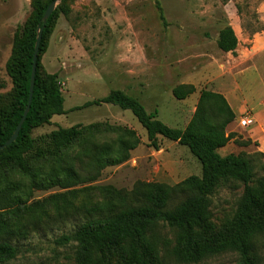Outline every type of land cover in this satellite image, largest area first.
Segmentation results:
<instances>
[{
	"label": "rangeland",
	"instance_id": "374dc122",
	"mask_svg": "<svg viewBox=\"0 0 264 264\" xmlns=\"http://www.w3.org/2000/svg\"><path fill=\"white\" fill-rule=\"evenodd\" d=\"M260 1H57L44 39L40 72L57 76L67 113L53 116L49 125L33 129L31 136L40 138L71 126L81 132L57 160L46 155L31 164L28 174L0 159V215L5 226L21 230L13 241L19 252L9 264H80L74 244L62 245L57 239L72 233L99 209L118 203L121 195L132 192L137 184L174 186L188 176L201 174L199 161L187 147L160 136L149 141L130 110L104 103L71 109L120 90L138 99L147 112L155 111L166 125L185 128L195 110L197 93L204 88L216 90L223 80L208 81L205 74V80L182 100L174 97L173 89L189 85L191 75L217 56L219 31L229 23H241L249 34L264 29L257 13ZM32 8V0H0V108L12 102L14 85L8 64L15 41L23 39L32 22ZM217 69L210 66L206 71L215 75ZM237 80L239 94L247 101L244 109L252 119L242 127V114L236 115L226 128L230 140L218 153L245 154L253 168L250 186L264 191L263 96L260 91L254 95L248 92L245 77ZM103 146L108 148L104 156L98 153ZM85 151L90 152L88 156H84ZM104 159L125 160L97 167ZM68 168L82 179L69 178ZM243 188L239 182L219 187L210 197V218L192 231L161 224L153 229L147 238L160 262L242 264L234 251L197 263H182L175 257L174 248L191 236L196 239L229 233ZM252 252L257 264H264L263 236L255 240ZM129 253L120 247L94 256L99 264H123Z\"/></svg>",
	"mask_w": 264,
	"mask_h": 264
},
{
	"label": "trees",
	"instance_id": "16d2710c",
	"mask_svg": "<svg viewBox=\"0 0 264 264\" xmlns=\"http://www.w3.org/2000/svg\"><path fill=\"white\" fill-rule=\"evenodd\" d=\"M52 1L32 0V22L25 30L23 39L14 43L7 69L14 85L13 97L8 107L0 108V145L12 135L27 105L37 26ZM53 15L54 11L42 32L29 112L17 139L0 150V159L26 174L31 172L33 162L46 155H52L57 160L60 152L71 145L81 132L77 126H71L57 128L40 138L31 136L33 129L49 125L53 116L67 113L57 76L40 72V56ZM236 46L237 38L232 28H222L217 47L228 52ZM194 91L193 85L182 84L174 88L172 93L176 99L182 100ZM103 103L130 110L145 129L149 141H155L160 136L187 147L199 161L201 174L188 176L174 186L164 183L137 184L132 192L121 195L118 203L111 204L107 209H99L95 215L85 218L72 233L57 239V243H73L80 264H99L95 256L103 252H115L120 247L130 250L129 258L123 264H162L147 235L160 224L180 231H192L200 227L211 216V195L222 185L239 182L244 185L243 196L229 233L196 239L191 236L174 248V255L182 263H197L214 255L234 251L240 256L242 264H257V256L252 248L259 236L264 237V191L250 186L253 168L245 154L221 156L218 153L230 140L226 128L236 116L225 97L213 90L201 89L195 110L183 129L166 125L157 118L155 111L147 112L138 99L120 90L76 106L71 111ZM126 147L130 149L129 145ZM107 150L103 146L98 149V153L104 156ZM87 152H84V156H88L90 152ZM124 160L104 159L97 167ZM66 170L69 178L82 179L75 171ZM20 234V229L5 226L0 215V264H9L16 258L19 251L13 241Z\"/></svg>",
	"mask_w": 264,
	"mask_h": 264
},
{
	"label": "crops",
	"instance_id": "0c3cea01",
	"mask_svg": "<svg viewBox=\"0 0 264 264\" xmlns=\"http://www.w3.org/2000/svg\"><path fill=\"white\" fill-rule=\"evenodd\" d=\"M257 13L260 24L264 26V0L260 1ZM228 26L232 28L236 35V48L228 52L220 50L216 57L209 60L206 67L197 68L198 72H194L187 83L196 87L205 78H208V81L216 78L222 79L223 81H220L216 90L213 91L222 94L235 115H238L246 110L244 107L247 103L243 96L239 94L238 77H245V85L249 86L247 89L250 94L254 95V93L260 91L263 96L260 103H264V29L255 30L249 34L247 30L241 27V23L233 21ZM210 66L218 67L215 75L206 71ZM198 97L199 92L195 97L196 102Z\"/></svg>",
	"mask_w": 264,
	"mask_h": 264
},
{
	"label": "water",
	"instance_id": "95a60500",
	"mask_svg": "<svg viewBox=\"0 0 264 264\" xmlns=\"http://www.w3.org/2000/svg\"><path fill=\"white\" fill-rule=\"evenodd\" d=\"M57 1L60 0H54L52 1L48 7L46 8L42 18H41V23L37 26V31H36V41H35V45H34V51H33V56H32V66H31V74H30V85H29V96H28V101H27V105L25 107V110L23 112V115L20 119V121L18 122L15 130L13 131L12 135L9 137V139H7L2 145H0V150L4 149L5 147L9 146L10 144H12L18 137L19 135V131L22 127V124L26 118L27 113L29 112L30 106H31V102H32V97H33V90H34V83H35V74H36V63H37V56L39 53V47H40V43L42 40V32L44 29V26L47 23V20L49 19V17L51 16V14L53 13V11L55 10Z\"/></svg>",
	"mask_w": 264,
	"mask_h": 264
},
{
	"label": "built area",
	"instance_id": "2783aa9c",
	"mask_svg": "<svg viewBox=\"0 0 264 264\" xmlns=\"http://www.w3.org/2000/svg\"><path fill=\"white\" fill-rule=\"evenodd\" d=\"M251 119H252V116L250 115L249 111H245L244 113H242V116L239 120V124L242 127H245L249 124Z\"/></svg>",
	"mask_w": 264,
	"mask_h": 264
}]
</instances>
